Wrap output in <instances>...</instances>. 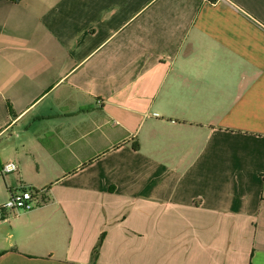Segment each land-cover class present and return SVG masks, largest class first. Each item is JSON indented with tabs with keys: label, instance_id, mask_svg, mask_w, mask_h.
I'll use <instances>...</instances> for the list:
<instances>
[{
	"label": "crops",
	"instance_id": "1",
	"mask_svg": "<svg viewBox=\"0 0 264 264\" xmlns=\"http://www.w3.org/2000/svg\"><path fill=\"white\" fill-rule=\"evenodd\" d=\"M0 176V264H264V0H0Z\"/></svg>",
	"mask_w": 264,
	"mask_h": 264
},
{
	"label": "built area",
	"instance_id": "2",
	"mask_svg": "<svg viewBox=\"0 0 264 264\" xmlns=\"http://www.w3.org/2000/svg\"><path fill=\"white\" fill-rule=\"evenodd\" d=\"M17 170L18 166L13 162L5 163L1 168L2 174L14 173L17 172ZM32 200L33 195L27 189L21 190L17 194H10V198L6 204L0 207V214L4 212L5 214L14 215L19 212H28L33 208Z\"/></svg>",
	"mask_w": 264,
	"mask_h": 264
},
{
	"label": "rangeland",
	"instance_id": "3",
	"mask_svg": "<svg viewBox=\"0 0 264 264\" xmlns=\"http://www.w3.org/2000/svg\"><path fill=\"white\" fill-rule=\"evenodd\" d=\"M1 179V176H0ZM10 196L6 195V192L3 187V183H0V207L4 206L6 202L9 200ZM11 215V214H9Z\"/></svg>",
	"mask_w": 264,
	"mask_h": 264
},
{
	"label": "trees",
	"instance_id": "4",
	"mask_svg": "<svg viewBox=\"0 0 264 264\" xmlns=\"http://www.w3.org/2000/svg\"><path fill=\"white\" fill-rule=\"evenodd\" d=\"M210 3H214V1L215 0H208ZM28 191H30L32 194L33 193H37V191L36 190H34V189H30V190H28ZM99 245H100V243H98V245L93 249V251H92V254H91V263L92 264H95L96 263V258H97V254H98V248H99Z\"/></svg>",
	"mask_w": 264,
	"mask_h": 264
}]
</instances>
